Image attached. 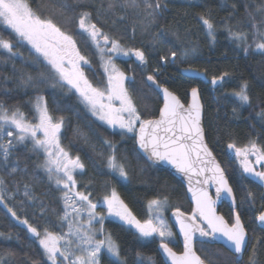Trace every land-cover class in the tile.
<instances>
[{
	"label": "snow or ice",
	"instance_id": "1",
	"mask_svg": "<svg viewBox=\"0 0 264 264\" xmlns=\"http://www.w3.org/2000/svg\"><path fill=\"white\" fill-rule=\"evenodd\" d=\"M232 8L235 10L236 5L232 4ZM89 9L95 11V22L93 10ZM167 9L168 0H100L99 5L94 0H71V3L69 0H0V27L8 30L16 40L14 44L13 40L4 39L0 35V50L8 54L3 62L7 63L18 55L22 57L23 53L18 50L17 45L23 47L26 44L30 47L29 57L33 63L44 66L35 76L29 73L17 78V87L31 88L37 93L34 101H30L35 113L32 120L19 107L10 109L0 103V173L26 174L27 169L19 167L18 157L16 166L10 167L17 148H24L37 156L42 155L43 159L37 167L61 193L59 199L62 209L57 215L59 223L53 226L60 230L53 231L48 226L41 230L26 217L21 219L6 202L14 200L16 193L7 192L3 175H0V204L4 205L20 225L26 226L27 233L38 243L43 257L50 264H102L104 252L113 258L107 264H129L127 257L121 256L120 247L112 239L111 233L105 234L106 216L97 211L98 207H105L107 216L116 217L118 221L134 228L140 238L158 236L160 248L171 264H244L246 252L247 264H260L259 254L264 249V237L255 236V230L253 236H249L241 212L236 210V196L225 170L217 162L205 140V129L201 122L203 105L200 89L191 87V98L185 106L176 92L158 82L156 75H147L146 80L151 82L149 88L158 98L162 95L163 106L159 108L157 119H143L126 87L128 77L115 65L113 57L116 55L135 56L141 64H147V57L143 49L125 48L119 40L105 33L102 25L108 22V18L115 25L128 20V13H132V32L135 33L137 25L147 32L157 25L158 19ZM245 15L251 28V43L249 32L241 30L239 26L234 27L230 22L233 16L231 12L219 23L212 18L210 10L198 13L197 19L210 41L215 42L218 27H222L228 38L236 42L237 47H242L245 54L251 49L264 55V0H251V3L245 4ZM73 22L79 29L77 35L83 37L85 45L90 43L96 49L103 62L107 76L104 87L93 86L85 75L83 66L90 67L91 62L81 53L74 35L65 30V26ZM172 34L177 40L180 39L178 31L173 30ZM164 35V31L156 33L157 43H165L160 39ZM188 55V51L178 53L174 47H168L159 60L167 63L169 58L176 61L187 58ZM154 72L158 73L159 68L154 69ZM229 75L225 71L219 77L213 76L212 85H222ZM4 79L6 82L11 78ZM46 86L76 95L93 117L113 130L119 129L122 139H134L139 149L136 151L137 160L146 158L153 166L166 163L187 180V191L191 193L195 207L191 216H185L179 208L173 213L183 236L182 252L177 253L169 246L173 233L163 216L168 205L167 196L148 200V218L140 220L120 198L115 188L110 194L104 195L102 201L97 202L90 198V192L77 189L76 173H83L85 164L79 155L72 156L62 146L65 117L55 116L50 111L45 96L39 94ZM232 95L241 105L252 103L246 81ZM233 112H236L235 108ZM256 116L264 126V107L260 108ZM73 134L85 143L89 142L88 134L80 127L73 129ZM129 134H132L131 137ZM101 143L106 147L107 154L99 151L97 155L106 160V167L111 172L127 180L130 162L126 157H117L116 144L111 140L104 139ZM92 147L96 151L95 146ZM228 149L235 150L243 173L264 185V147L255 140H250L242 148L229 143ZM257 165L261 170L257 169ZM206 186H215V199ZM24 188V199L19 201L22 211L25 210L26 201L30 205H35L38 201L31 185L26 183ZM222 198L231 200L233 212L229 219L217 212V201ZM245 199L254 204L255 194L249 190ZM261 199L264 200V195ZM240 203L242 206L244 200ZM47 211L43 201H39L38 215L43 217ZM33 215L37 213L34 212ZM255 219L260 231L264 232V211H260ZM197 233L204 238L200 241L201 245L223 241L231 255L221 258L222 254L212 256L206 252L202 257L194 246ZM0 237L5 241L13 238L11 234L5 235L3 232H0ZM15 257L13 250L3 249L0 252V264H12ZM146 259L151 264L152 258ZM29 261L30 264H40V261L31 258ZM132 264H145L141 252H136Z\"/></svg>",
	"mask_w": 264,
	"mask_h": 264
},
{
	"label": "trees",
	"instance_id": "2",
	"mask_svg": "<svg viewBox=\"0 0 264 264\" xmlns=\"http://www.w3.org/2000/svg\"><path fill=\"white\" fill-rule=\"evenodd\" d=\"M71 3V0H69ZM99 5L100 0H94ZM251 0H168V9L158 19L157 25L151 30L144 32L139 25L136 26L135 33L132 32L133 14L128 13L129 19L123 23L112 24L111 18L103 24V31L111 37L120 41L125 48H141L146 54L147 64H141L134 59L118 60L117 65L128 77L126 87L129 89L133 99L140 111L143 119L157 117L161 106L160 99L149 88L147 75L154 74L158 82L164 84L171 91L180 96L183 103L188 102V91L191 87L200 89L204 106L203 124L205 128L206 140L223 166L229 183L235 192L238 207L242 220L249 230V236L264 237V232L256 227L255 217L263 210L264 200L260 183L240 170V163L232 162L226 154V147L229 143H235L237 147H244L250 140H255L258 145L264 147V126H262L256 113L264 107V55L259 52L249 50L247 54L242 47H237L236 42L228 38L226 31L218 27L216 40L212 42L205 34L200 25L197 14L210 10L212 18L220 22L223 18L233 13L231 23L239 26L241 30L249 32V43H251V28L245 15V4ZM236 5V9L232 8ZM36 3H33V7ZM93 10V9H89ZM71 14V13H70ZM59 19V18H58ZM101 19H104L102 17ZM96 16L93 10V21ZM65 30L70 32L77 40V46L81 53L88 57L91 64L85 66V75L92 82H101L99 73L100 63L91 44L85 45L83 37L77 35L79 29L75 22L65 26ZM179 32L180 39L177 40L172 31ZM164 31L161 37L164 44L157 43L156 33ZM0 35L4 39H11L16 44V40L9 31L0 27ZM23 56H16L7 63L3 58L7 53L0 50V103L11 108L19 107L28 117L32 119L34 111L30 101H34L37 94L34 89L17 87V78L22 74H32L33 76L43 70V65H36L29 57V49L25 46L17 45ZM168 47H174L178 53L188 51L187 58L162 63L160 55L166 53ZM194 49V51H193ZM15 65V68L13 67ZM159 68L155 73L154 69ZM183 68L196 69L205 73L208 78L219 77L227 71L230 75L216 89L203 84L195 79L182 76L180 70ZM5 77L11 79L5 82ZM248 83V92L252 99L251 105H241L232 95L234 90H238L244 82ZM11 89V91H7ZM48 101L50 111L55 116L65 117V127L62 130L61 143L72 156L79 155L85 164L83 173H76L77 189L79 191L90 192L93 202L102 201L104 195L110 194L115 188L120 198L128 205L132 213L140 220L148 218L147 202L157 196H167L171 203V208L179 210L185 214H192V206L188 202L186 192L180 182L169 172L156 168L146 158L137 160L136 151L138 147L132 138L122 139L119 132H112L91 118L90 114L82 107L74 94H66L59 89L44 87L40 93ZM236 112H233V109ZM254 125V127H253ZM80 127L88 134L89 142L85 143L81 138L73 134V129ZM129 137H131L129 135ZM111 140L117 147V157L127 158L130 162L129 178L127 180L118 178L107 167L106 160L97 155V152L107 149L102 145V140ZM95 146L96 151H93ZM17 157L19 167L27 169L15 175H3L7 183V192H15L14 200H7L8 205L17 212V215L27 218L30 223L41 230L48 226L50 230L59 231L53 227L58 224L57 215L61 212L62 202L59 197L60 191L54 184L48 182L45 173L37 165L42 161L41 156H37L24 148H17L15 155L11 158V166H16ZM261 170V169H260ZM32 186V191L38 201L35 205L25 202V210L19 201L23 200L24 185ZM255 194V203L245 199L247 191ZM48 208L43 217L39 213V201ZM241 200H244L241 206ZM218 212L226 219L232 215L231 210L224 203L217 206ZM53 209L55 211H53ZM36 212L37 215H33ZM169 219V218H168ZM105 234L111 233L112 239L119 245L121 256L127 257L129 264L135 259L136 252H141L148 264L147 257H151V264H167L163 259L157 240L143 241L136 232L122 221L107 219L104 221ZM173 230V228H172ZM0 232L12 235V240L5 241L0 237V252L3 249H11L16 253L12 264H30L29 258L40 261V264H50L42 255L35 239L27 233L26 226L20 225L15 220L3 204H0ZM174 232V230H173ZM175 238L169 241V246L175 252L182 251V245L174 232ZM18 237V239H17ZM194 246L197 253L202 257L207 254L215 256L222 254V257L230 256L222 246L213 243L201 245L196 241ZM250 247V246H249ZM110 258L102 253V264H107ZM248 253H245L244 264H247ZM260 264H264V249L259 254Z\"/></svg>",
	"mask_w": 264,
	"mask_h": 264
},
{
	"label": "water",
	"instance_id": "3",
	"mask_svg": "<svg viewBox=\"0 0 264 264\" xmlns=\"http://www.w3.org/2000/svg\"><path fill=\"white\" fill-rule=\"evenodd\" d=\"M179 72H180V74H181L182 76H184V77H186V78H190V79L198 80L199 82H201V83H203V84L209 85L212 89H216V88H218V87L220 86V85H216V86L212 85V83H211V79H212V78H208V77L205 75V73H203V72H199V71L196 70V69H192V68H183V69H181ZM226 78H227V77H226ZM226 78H225V80H226ZM150 83H151V82H148L149 85H150ZM190 98H191V97H190V90H189V91H188V102L190 101ZM159 99H160V101H161V106H160V107H162V106H163L162 95H161V97H159ZM200 100H201V104L203 105V100H202V97H201V93H200ZM188 102H187L186 104L184 103L185 106H187ZM158 117H159V112H158L157 117L152 118V119H157ZM203 117H204V106H203L202 114H201V122H202V126L204 127V124H203ZM204 129H205V128H204ZM205 140H206V135H205ZM206 142H207V140H206ZM208 146H209V145H208ZM137 147H138V145H137ZM209 148H210V147H209ZM138 150H139V149H138ZM212 152H213V151H212ZM226 154H227V157H228V159H229L230 161H232V162H236V163H240V158L236 157V155H235V150H234V149H228V146H227V147H226ZM213 155L215 156L214 153H213ZM215 158H216V156H215ZM216 160H217V162H219V160H218L217 158H216ZM150 163H151V162H150ZM219 163H220V162H219ZM220 164H221V163H220ZM221 166H222V165H221ZM155 167H156V168H159V169L166 170L167 172H169L174 178H176V179L180 182V184L183 186V188H184V190H185V192H186V196H187L188 202L191 204V206H192V210H193V208L195 207V205H194V202L192 201L191 193H189V192L187 191V187H188V185H187V180H186L184 177L180 176L178 173H176L175 169L172 168L171 165H168V164H166V163L161 162V163L156 164ZM222 167H223V166H222ZM225 175H226V172H225ZM226 177H227V175H226ZM260 186H261V189H262V192H263V195H264V185H261V184H260ZM206 187H208V190H209L210 194H211L212 197L215 199V186H206ZM233 192H234V191H233ZM234 194H235V192H234ZM235 196H236V195H235ZM236 201H237V198H236ZM222 203H224V204H226V205L228 206V208L231 210V214H232L233 209H232L231 200H230V199H226V198H222V199H220L219 201H217V205H216L217 212H218V208H217V206H218L219 204H222ZM237 207H238V202H237ZM236 210H237V208H236ZM262 211H264V208H263ZM174 212H175V210H173V211L170 212V214H169V220H170V222H171V224H172V226H173V228H174V231H175V233H176V235H177V237H178V239H179V241H180V243H181V245H182V251H183V236H182V234L180 233V227H179V224L177 223L176 217L173 215ZM182 213H183V212H182ZM184 214H185V213H184ZM218 214H220V213L218 212ZM220 215H221V214H220ZM185 216H191V214H185ZM256 227H257L258 229H260V228H259V225H258V221H256ZM202 239H204V238H201V237L199 236V234L197 233L196 236H195V238H194V243H195L196 241H201ZM213 244H215V245H220V246H222L223 248H225V249L228 251V249H227V247H225V244H224L223 241H220V242H213ZM159 251H160V253H161L163 259L165 260V262H166L167 264H171V261L167 258L166 254L163 252V249H161L160 246H159ZM173 251H174V250H173ZM182 251H181V252H182ZM228 252H229V251H228ZM177 253H180V252H177Z\"/></svg>",
	"mask_w": 264,
	"mask_h": 264
},
{
	"label": "rangeland",
	"instance_id": "4",
	"mask_svg": "<svg viewBox=\"0 0 264 264\" xmlns=\"http://www.w3.org/2000/svg\"><path fill=\"white\" fill-rule=\"evenodd\" d=\"M122 45V44H121ZM25 47H27L29 50H30V47L29 46H27L26 44L24 45ZM124 47V46H123ZM92 49H93V51H94V53H96V55H97V58H98V61H99V63H100V71H99V73H100V75H101V78H102V80H101V82H96L95 84L94 83H92L90 80V82L93 84V86H95V87H104L105 85H106V82H107V76H106V74H105V72H104V67H103V62L101 61V59H100V57H99V55L97 54V52H96V49L92 46ZM254 51V50H253ZM254 52H256V51H254ZM113 59H114V62H115V65L118 67V65H117V61L118 60H129V59H134V60H136L137 62H139L136 58H135V56H124V55H116V56H114L113 57ZM140 63V62H139ZM84 68H85V66H83ZM119 68V67H118ZM120 69V68H119ZM121 70V69H120ZM122 71V70H121ZM128 80V79H127ZM127 80L125 81V84H126V82H127ZM77 99H78V97L76 96V95H74ZM78 101H79V99H78ZM79 103H80V105L82 106V107H84L85 109H86V111L90 114V116H91V118H93L96 122H98L99 124H101L102 126H104V127H106L107 129H109V130H111L112 132H115V131H117V132H119V129H115V130H113V129H111V128H109L107 125H105V124H103L102 122H100L99 120H97L95 117H93L92 115H91V113L87 110V108L84 106V104H82L80 101H79ZM34 115H35V113H34ZM33 119V118H32ZM31 119V120H32ZM130 136L132 135V134H129ZM41 157H42V159H43V156L41 155ZM250 159H252V160H254L255 158L254 157H250ZM257 167V169L258 170H260V166L259 165H257L256 166ZM240 170L243 172V170H242V168H241V166H240ZM113 173V172H112ZM114 175H116L118 178H121V177H119V175L117 174V173H113ZM247 175V174H246ZM252 178V177H251ZM122 179V178H121ZM253 179H255V178H253ZM256 180V179H255ZM173 209L171 208V203L168 201V205H167V207L165 208V210H164V212H163V216H164V219H165V221L167 222V224L169 225V227H170V229H171V231H172V233H173V236L170 238V241L171 240H173L174 238H175V235H174V232H173V230H172V226H171V224H170V221H169V213L172 211ZM97 211L98 212H102V213H104L105 214V216H106V218H105V220H107V219H112V220H118V218H116V217H110V216H107V212H106V208L105 207H98L97 208ZM96 227L98 228L99 227V225L97 224L96 225ZM130 227V226H129ZM131 228V227H130ZM131 229H133L135 232H136V230L134 229V228H131ZM66 230V229H65ZM136 234L138 235V237H139V234L136 232ZM98 238H102V237H98ZM140 238V237H139ZM141 240H143V241H151V240H157L158 242H160V238L158 237V236H153V237H150V238H147V239H143V238H140ZM105 254H107L106 252H104ZM108 255V254H107ZM50 263V262H49Z\"/></svg>",
	"mask_w": 264,
	"mask_h": 264
}]
</instances>
